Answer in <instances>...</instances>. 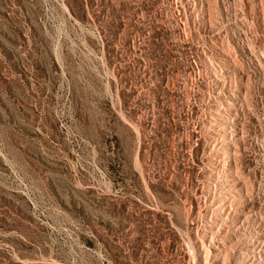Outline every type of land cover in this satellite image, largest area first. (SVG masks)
I'll list each match as a JSON object with an SVG mask.
<instances>
[{"label": "rangeland", "instance_id": "374dc122", "mask_svg": "<svg viewBox=\"0 0 264 264\" xmlns=\"http://www.w3.org/2000/svg\"><path fill=\"white\" fill-rule=\"evenodd\" d=\"M213 156L262 254L264 0H0V264H205Z\"/></svg>", "mask_w": 264, "mask_h": 264}, {"label": "bare ground", "instance_id": "6f19581e", "mask_svg": "<svg viewBox=\"0 0 264 264\" xmlns=\"http://www.w3.org/2000/svg\"><path fill=\"white\" fill-rule=\"evenodd\" d=\"M212 113V118L215 119L217 112L212 111ZM222 134L224 155L226 153L227 158L234 157L236 145L230 143L225 131L222 130ZM210 160L212 174H210L209 180L205 184L207 191L204 193V199L211 200L210 208H216L214 212L216 217H212V213L202 217L203 231L201 230L200 233H202L203 243L199 253L202 254L204 263L264 264V252L261 254L262 250L259 248L256 233L248 232V234L243 233L242 235L235 233L236 224L243 221L242 214L237 210V206L243 200L245 192L244 185L239 179L237 171L230 168L225 170L223 175L220 176L217 174L222 167L219 157L213 156ZM216 160L217 162H214ZM230 186H232L231 189L229 188ZM230 214H233V217H230ZM231 249H233V252H231L233 259L232 261H227L226 257Z\"/></svg>", "mask_w": 264, "mask_h": 264}]
</instances>
